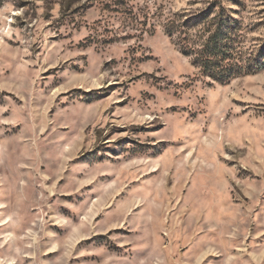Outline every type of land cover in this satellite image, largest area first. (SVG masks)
Instances as JSON below:
<instances>
[{
	"label": "rangeland",
	"instance_id": "rangeland-1",
	"mask_svg": "<svg viewBox=\"0 0 264 264\" xmlns=\"http://www.w3.org/2000/svg\"><path fill=\"white\" fill-rule=\"evenodd\" d=\"M219 26L261 61L264 0H0V264H264V67L182 50Z\"/></svg>",
	"mask_w": 264,
	"mask_h": 264
},
{
	"label": "trees",
	"instance_id": "trees-1",
	"mask_svg": "<svg viewBox=\"0 0 264 264\" xmlns=\"http://www.w3.org/2000/svg\"><path fill=\"white\" fill-rule=\"evenodd\" d=\"M221 18L223 19V16ZM167 33L172 35L173 30L169 29ZM182 50L187 55H194L193 64L200 68L203 75L220 83L250 73L254 67H264V57L261 61L258 60V63L256 61V65H252L251 62L243 64L234 61L232 35L229 34L228 29L224 30L221 26L208 36L203 46L197 51H188L186 48Z\"/></svg>",
	"mask_w": 264,
	"mask_h": 264
}]
</instances>
